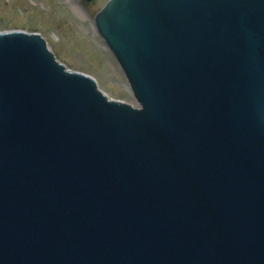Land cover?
Wrapping results in <instances>:
<instances>
[{"label":"water","instance_id":"water-1","mask_svg":"<svg viewBox=\"0 0 264 264\" xmlns=\"http://www.w3.org/2000/svg\"><path fill=\"white\" fill-rule=\"evenodd\" d=\"M138 105L0 32V264H264V0H108Z\"/></svg>","mask_w":264,"mask_h":264},{"label":"rangeland","instance_id":"rangeland-1","mask_svg":"<svg viewBox=\"0 0 264 264\" xmlns=\"http://www.w3.org/2000/svg\"><path fill=\"white\" fill-rule=\"evenodd\" d=\"M107 1L89 5L87 12L79 0H0V31L39 30L70 69L93 76L110 97L137 105L125 72L95 25Z\"/></svg>","mask_w":264,"mask_h":264},{"label":"flooded vegetation","instance_id":"flooded-vegetation-1","mask_svg":"<svg viewBox=\"0 0 264 264\" xmlns=\"http://www.w3.org/2000/svg\"><path fill=\"white\" fill-rule=\"evenodd\" d=\"M99 1H101V0H90V1H88V0H79V2L83 5V7L87 10V12L91 9V8H89V5H95V4H97ZM82 7V8H83ZM83 8V9H84ZM84 9V10H85Z\"/></svg>","mask_w":264,"mask_h":264},{"label":"bare ground","instance_id":"bare-ground-1","mask_svg":"<svg viewBox=\"0 0 264 264\" xmlns=\"http://www.w3.org/2000/svg\"><path fill=\"white\" fill-rule=\"evenodd\" d=\"M115 55V54H114ZM115 57H116V55H115ZM117 58V57H116ZM60 62H62V61H60ZM119 62V61H118ZM119 64H120V66L122 67V69H123V71L125 72V70H124V68H123V66L121 65V63L119 62ZM68 67V66H67ZM125 75H126V77H127V74H126V72H125ZM127 79H128V77H127ZM128 82H129V80H128ZM130 83V82H129ZM99 85V84H98ZM130 86H131V84H130ZM99 88L101 89V87L99 86ZM131 88H132V86H131ZM102 90V89H101ZM133 90V89H132ZM103 91V90H102ZM104 92V91H103ZM106 93V92H105ZM134 93V92H133ZM107 94V93H106ZM108 95V94H107ZM108 97L109 98H112V97H110L109 95H108ZM113 99H115V98H113ZM118 100H120V99H118ZM124 101V100H123Z\"/></svg>","mask_w":264,"mask_h":264}]
</instances>
